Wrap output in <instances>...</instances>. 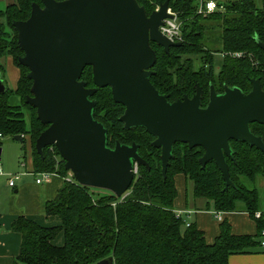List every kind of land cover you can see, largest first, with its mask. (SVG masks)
<instances>
[{
    "label": "trees",
    "instance_id": "1",
    "mask_svg": "<svg viewBox=\"0 0 264 264\" xmlns=\"http://www.w3.org/2000/svg\"><path fill=\"white\" fill-rule=\"evenodd\" d=\"M137 1L151 14L166 0ZM34 3L42 4L41 0H12L0 9V58L11 56L20 70L16 88L7 87L6 92L0 93V133L20 135L23 142L29 136L35 172L66 176L65 161L61 156L57 158L60 154L55 146L46 147L43 156L36 150V140L48 125L27 103L33 81L28 77L29 69L19 62L24 51L13 22L28 19ZM169 6L183 23V43L167 52L152 42L157 62L151 77L169 101L193 96L197 85L203 90V106L208 103L211 85L218 92L227 85L248 93L252 89L250 79L260 78L264 88V51L256 41L264 42V0L261 7L256 0L218 2L223 10L206 16L198 13L194 0H169ZM209 21L217 23L221 30L220 50L208 49L201 42L206 30L211 29ZM236 52H243V56L234 57ZM249 53L256 57L259 66L253 64ZM0 73L5 82L3 63ZM81 80L87 87L95 86L91 66L84 69ZM14 95L19 98L17 104L11 102ZM91 98L96 102L95 119L108 129V146L114 147L117 141L136 143L148 165L138 167L137 177L123 197L112 192L98 195L91 187L66 180L56 198L44 203V213L60 216L62 226H42L25 216L13 222L12 229L22 234L21 250L14 264H97L108 257H113V264H229L231 255L258 252L264 227V220L255 218L256 211H264V186L259 182L264 179L262 150L231 140L232 156L226 159L233 184L228 188L214 160L202 167L204 149L184 143L175 144L174 157L164 175L161 149L153 145L155 137L142 127L125 128L120 121L125 107L114 101L111 88H98ZM251 130L264 140L263 124L252 123ZM177 174L190 180L194 197L206 199L209 208L217 213L248 212L256 220L258 232L235 234L229 221L223 220L219 234L209 243L196 223L183 230L184 217L174 209ZM61 230L65 243L58 246L53 241Z\"/></svg>",
    "mask_w": 264,
    "mask_h": 264
},
{
    "label": "water",
    "instance_id": "2",
    "mask_svg": "<svg viewBox=\"0 0 264 264\" xmlns=\"http://www.w3.org/2000/svg\"><path fill=\"white\" fill-rule=\"evenodd\" d=\"M30 17L13 22L24 54L19 62L29 69L33 81L27 103L37 110L48 127L36 140L43 156L55 146L81 185L105 189L123 197L135 179L136 168L148 165L139 145L108 146V129L94 117L98 88L110 87L113 99L125 107L120 121L126 129L145 128L161 149L165 175L177 143L202 147L204 168L214 160L225 180L233 184L226 157L232 156L231 140L243 141L264 152V140L251 130L264 125V88L260 78H251L252 89L225 85L223 92L210 86L203 106V90L193 96L169 101L152 83L157 54L152 42L167 52L179 47L160 30L167 18L169 0L148 14L137 0H41ZM264 51V42L256 39ZM93 69L94 87H87L82 74ZM8 90L0 73V93ZM15 139L22 141V136ZM1 153V149H0ZM113 257L97 264H113Z\"/></svg>",
    "mask_w": 264,
    "mask_h": 264
},
{
    "label": "crops",
    "instance_id": "3",
    "mask_svg": "<svg viewBox=\"0 0 264 264\" xmlns=\"http://www.w3.org/2000/svg\"><path fill=\"white\" fill-rule=\"evenodd\" d=\"M218 2L219 1H216L217 4ZM9 61L11 62V66H15L16 70L15 75L12 76V80L9 79L8 75H5V84L7 87L15 89L20 77V70L14 64L12 57ZM10 70L14 71L12 67ZM5 71L9 70L5 69ZM1 144L2 143L0 142V146ZM31 159L32 168L31 170L29 169V172L33 174L35 171L32 145ZM21 165L27 168L28 160L23 161ZM14 174L16 173H6L4 171L0 176L5 175L9 179L10 176ZM20 174L24 175L25 173ZM68 176L69 174L62 176L59 173H55L50 181L44 183L39 184L35 179V181L22 180L23 182L21 181L22 183L20 185L16 184L15 187L17 189L15 190V193H17V195L11 194L9 196L10 205L8 208L7 206L1 207L0 205V264H14L15 258L20 253L22 234L12 229V224L18 217L25 216L42 226H62V219L60 216H48L44 213V203L56 198ZM21 177L22 176H20L18 180H20ZM175 182L178 191L177 197L174 201L175 211L178 214H181L184 217V220H187L190 223H196L197 226L204 231L206 240L209 243H213L219 234L220 224L223 220L229 221L232 231L235 234H256L258 232L257 222L248 212H220L221 216L218 218L216 216L217 212L214 211L213 208H209L210 204H208L206 199L194 197L193 184L189 201V189L188 184H186L187 179L183 174H177ZM6 190L7 189L4 188L2 191ZM3 196V192L0 191V201L3 199ZM182 228L183 230L186 229L185 226ZM53 243L58 246H62L65 243V233L63 230L58 233ZM261 247L262 246L258 247L259 250L256 253L231 255L229 258V264H264V250H261Z\"/></svg>",
    "mask_w": 264,
    "mask_h": 264
},
{
    "label": "rangeland",
    "instance_id": "4",
    "mask_svg": "<svg viewBox=\"0 0 264 264\" xmlns=\"http://www.w3.org/2000/svg\"><path fill=\"white\" fill-rule=\"evenodd\" d=\"M206 1L207 0H194V5L198 4V7H199L200 3L206 2ZM216 1H219L223 4H225L226 2L233 1V0H216ZM256 1L261 7L262 6V0H256ZM9 2H12V0H0V9H5ZM158 8H159V5L156 6V9H158ZM176 15H177V13H176ZM177 18L179 19L178 15H177ZM180 22L182 23L181 20H180ZM209 24H210L211 29L206 30L204 37L201 39V42H203L205 47L208 49L220 50L221 49V40H220V31L221 30H220L219 26H217V23H215V22L210 23V21H209ZM182 26H183V23H182ZM216 55L218 57H220V53H218ZM9 57L11 58V56H5V57L0 58V64L3 63L5 69L9 70V71H5V73H6V75L9 76V79L12 80V76L15 75L16 68H15V66H11V62L9 61V59H10ZM196 63L198 65L200 63V61H197ZM259 65L260 64H257V62H256L255 66H259ZM11 67L14 71L10 70ZM217 70L218 69L216 68V71H214L215 74H217ZM25 73H26V71H25ZM11 102L13 104L19 103L18 96L14 95L11 99ZM0 141L2 142V144L0 146L2 149V152L0 154V164H1L3 171H5L6 173H16V174L25 173L24 175L21 174V176H22L21 179L16 181V184H19V185L23 181H27V180L28 181H35V179H36L35 175L32 174L31 172H29V169L31 170V168H32L31 141H30L29 136H26V139L24 142L17 140L12 136L2 137L0 139ZM57 158H60V155L57 156ZM25 160H28V167L27 168H25L21 165V163ZM137 173H138V169H137V172L135 174V179L137 177L136 176ZM16 174H14V175H16ZM259 182H260L261 186H264V179H260ZM186 184H188V189H189L188 199L190 201V197H191L190 192L192 189V182L190 180H187ZM4 188H6L7 190L2 191V190H4ZM91 188L98 195L110 193V191L105 190V189H99V188H94V187H91ZM16 189H17L16 187H11L8 184V177L7 176H5V175L0 176V191L3 192V194H4L3 199L0 201L1 207L7 206V208H8V206L10 205V200H9L10 197L9 196L11 194L17 195V193H15ZM182 227H184V224ZM259 240L261 242L262 237ZM263 247L264 246L261 247L262 248L261 250H264Z\"/></svg>",
    "mask_w": 264,
    "mask_h": 264
},
{
    "label": "built area",
    "instance_id": "5",
    "mask_svg": "<svg viewBox=\"0 0 264 264\" xmlns=\"http://www.w3.org/2000/svg\"><path fill=\"white\" fill-rule=\"evenodd\" d=\"M216 10H223V7L218 6V4L213 0L202 2V3H200V5L198 7V13L202 14L204 16H206L209 13H212ZM169 11L174 16H173V18L165 19L164 24L160 27V30L171 41H174V42L183 41L182 23L177 18L176 13L172 12L171 8L169 9ZM232 55L234 57H241V56H243V52H236V53H233ZM248 57L251 59V61L255 65L257 62L256 57L252 53H249ZM2 137H4V136L2 133H0V139ZM51 147L54 148V146H51ZM137 169L138 168H136V172H137ZM3 173H4V171H3L1 164H0V175H2ZM55 173H57V172H49V171L33 172V174L36 177V182L39 184L50 181V179L52 178V176ZM68 174H69V176L66 177V179L68 181L75 180L72 172L68 171ZM20 176H21L20 173H18L16 175H11L10 178L8 179V184L11 187H15L16 181L20 178ZM179 215H181V214H179ZM220 216H221L220 213H217V217L220 218ZM255 218L264 220V211H256L255 212ZM189 225H190V222L187 220H184V226L187 227ZM261 237H262L261 245L264 246V227L261 230Z\"/></svg>",
    "mask_w": 264,
    "mask_h": 264
}]
</instances>
